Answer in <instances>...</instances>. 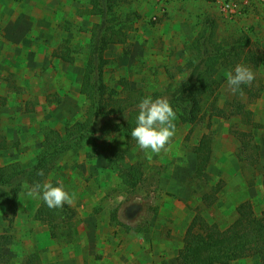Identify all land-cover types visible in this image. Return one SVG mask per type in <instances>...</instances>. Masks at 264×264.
I'll use <instances>...</instances> for the list:
<instances>
[{"label": "rangeland", "instance_id": "rangeland-1", "mask_svg": "<svg viewBox=\"0 0 264 264\" xmlns=\"http://www.w3.org/2000/svg\"><path fill=\"white\" fill-rule=\"evenodd\" d=\"M89 7L90 0H0V131L19 143V150L0 148V167L17 160L34 163L45 128L63 131L83 118L88 101L81 93V79L97 21ZM116 8L124 20L131 17L128 42L112 45L106 53L111 60L107 82L117 90L127 81L147 95L163 92L173 81L167 70L185 62V44L205 29L208 19L217 20L221 36L247 34L254 49L264 52L262 3L253 4L236 20L223 19L206 0H181L163 9L150 0H127ZM239 64L254 71L253 83L261 89L258 98L248 101L258 127L237 116L211 118L215 99L225 108L236 97L227 84L230 69L221 66L220 87L206 97L203 118L184 123L176 116L170 150L149 160L136 143L127 153L124 161L141 164L144 170L135 191L110 169L93 141L86 140L67 153L53 173L76 196L70 205L77 213L74 240L66 243L51 237L49 228L35 218L40 198L30 197L25 185L13 228L0 208V232L15 235L9 250L14 261L36 251L43 264H180L179 250L197 212L225 229L245 200L252 202L257 214L264 211V61L259 68ZM240 130L251 131L260 147L255 165L238 138ZM209 134L214 151L205 177L209 184L221 181L223 189L217 203L206 208L200 200L203 187L191 177L197 163L194 148ZM114 141L125 144L124 136ZM231 264L264 261L254 255Z\"/></svg>", "mask_w": 264, "mask_h": 264}, {"label": "trees", "instance_id": "trees-1", "mask_svg": "<svg viewBox=\"0 0 264 264\" xmlns=\"http://www.w3.org/2000/svg\"><path fill=\"white\" fill-rule=\"evenodd\" d=\"M127 0H90L89 14L98 17L91 28L92 42L88 46L81 79V93L88 101V108L82 119L68 124L63 131L47 127L41 149L34 163L20 160L0 167V208L4 220L13 228L19 213V198L23 187L35 183L51 182L62 184L53 176L63 157L75 147L91 139L101 156L106 157L110 169L117 172L129 191H135L143 181L144 170L141 164H128L124 161L127 153L137 143L131 137L136 125L139 102L151 96L154 99L166 97L176 116L184 123H197L203 118L206 97L214 95L220 87L218 73L221 66L233 71L241 62L259 68L264 61V52L254 49L252 38L241 36H221L219 23L208 19L205 29L185 44L187 58L167 70L173 79L163 92L147 95L144 89L132 88L125 81L117 90L108 85L106 70L111 60L106 53L112 45L126 44L129 40L130 25L118 13L116 7ZM249 11V9H248ZM247 8L244 12H248ZM242 92L220 108L217 99L212 103L213 116H237L247 124L258 127L252 118L248 101L256 99L261 89L252 82L242 85ZM247 96V101L243 96ZM239 140L252 153L251 163L258 162L260 147L253 140L251 131L239 132ZM237 133V134H238ZM124 136L125 144L114 141L116 136ZM113 139V140H112ZM214 138L210 134L204 144L195 146L196 170L192 175L194 184L203 187L200 200L206 208L214 206L219 198L222 182L209 184L206 172L213 160ZM19 150L18 142H11L0 131V148ZM244 157L242 159V164ZM244 166V165H243ZM40 170L44 176H39ZM53 177V178H51ZM202 183V184H201ZM237 218L225 229L207 221L202 212H197L190 222L179 250L180 264H231L242 258L257 255L264 261V211L257 214L250 200L237 208ZM76 211L65 204L61 208H50L40 198L35 218L45 224L53 239L71 243L76 235ZM15 243V235L7 230L0 232V264H11L12 256L7 250ZM18 264H43L38 252H32L17 262Z\"/></svg>", "mask_w": 264, "mask_h": 264}, {"label": "clouds", "instance_id": "clouds-1", "mask_svg": "<svg viewBox=\"0 0 264 264\" xmlns=\"http://www.w3.org/2000/svg\"><path fill=\"white\" fill-rule=\"evenodd\" d=\"M255 79L254 71L244 64H238L233 71L227 73V84L232 93L242 92V85L251 86ZM136 127L131 137L138 147L151 160L152 155L170 150L171 142L176 133V112L166 97L153 98L148 96L138 104ZM39 176H44L40 170ZM30 197H39L50 208H61L65 204L75 202V193H69L63 184L54 186L51 182L35 183L30 188Z\"/></svg>", "mask_w": 264, "mask_h": 264}, {"label": "built area", "instance_id": "built-area-1", "mask_svg": "<svg viewBox=\"0 0 264 264\" xmlns=\"http://www.w3.org/2000/svg\"><path fill=\"white\" fill-rule=\"evenodd\" d=\"M153 1L154 6L157 8H165L168 5L179 2L181 0H150ZM208 1L212 6H214L218 11L220 12V15L225 20H236L243 16L246 12L245 9L247 8V11L249 9L252 10V5L254 4L256 6V3H262L264 5V0H206ZM155 20L156 17H153Z\"/></svg>", "mask_w": 264, "mask_h": 264}, {"label": "crops", "instance_id": "crops-1", "mask_svg": "<svg viewBox=\"0 0 264 264\" xmlns=\"http://www.w3.org/2000/svg\"><path fill=\"white\" fill-rule=\"evenodd\" d=\"M95 17V16H94ZM97 18V21H98V17H96ZM223 189V188H222ZM246 201V200H245ZM5 232V231H4ZM10 250V249H9ZM9 250H7V253H10L9 252ZM2 250L0 249V252H1ZM11 256H12V262H11V264H16L17 262H18V260L17 261H14V259H15V257H14V255H12V254H10ZM18 264V263H17Z\"/></svg>", "mask_w": 264, "mask_h": 264}]
</instances>
